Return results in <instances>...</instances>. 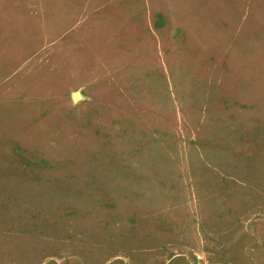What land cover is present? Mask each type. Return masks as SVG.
<instances>
[{"label":"rangeland","instance_id":"1","mask_svg":"<svg viewBox=\"0 0 264 264\" xmlns=\"http://www.w3.org/2000/svg\"><path fill=\"white\" fill-rule=\"evenodd\" d=\"M0 264H264V0H0Z\"/></svg>","mask_w":264,"mask_h":264}]
</instances>
